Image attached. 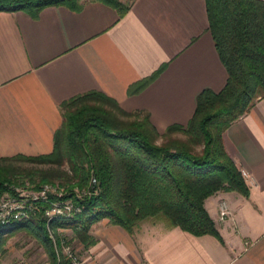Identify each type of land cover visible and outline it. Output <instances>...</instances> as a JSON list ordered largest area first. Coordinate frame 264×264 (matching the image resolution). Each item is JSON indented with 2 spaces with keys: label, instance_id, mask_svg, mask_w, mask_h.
<instances>
[{
  "label": "crops",
  "instance_id": "1",
  "mask_svg": "<svg viewBox=\"0 0 264 264\" xmlns=\"http://www.w3.org/2000/svg\"><path fill=\"white\" fill-rule=\"evenodd\" d=\"M119 1L124 14L96 1L78 11L46 7L35 18L0 12V158L50 154L61 105L83 94L145 112L163 134L191 120L203 90L223 89L205 0ZM224 147L247 173L249 196L218 192L205 201L221 239L152 219L129 234L103 219L90 228L94 245L74 240L87 264H264V98L229 126Z\"/></svg>",
  "mask_w": 264,
  "mask_h": 264
},
{
  "label": "trees",
  "instance_id": "2",
  "mask_svg": "<svg viewBox=\"0 0 264 264\" xmlns=\"http://www.w3.org/2000/svg\"><path fill=\"white\" fill-rule=\"evenodd\" d=\"M85 1L103 3L120 14L127 10L119 0H0V12L23 11L35 18L50 6L78 11ZM205 3L214 46L227 73L223 89L203 90L191 120L163 134L145 112H125L100 93L63 103L62 125L50 154L0 158V197L15 195L16 187L27 190L28 181L32 191L58 183L64 190L60 199H70L81 212L51 220L40 213L0 225V248L5 236L24 229L41 243L50 264H57L58 229H70L89 248L95 243L90 228L103 219L129 234L152 219L195 237L221 239L204 203L218 192L249 196L225 150L224 133L264 98V0ZM18 163L45 168L20 169ZM55 200L59 198L50 196L38 205L44 209Z\"/></svg>",
  "mask_w": 264,
  "mask_h": 264
},
{
  "label": "built area",
  "instance_id": "3",
  "mask_svg": "<svg viewBox=\"0 0 264 264\" xmlns=\"http://www.w3.org/2000/svg\"><path fill=\"white\" fill-rule=\"evenodd\" d=\"M243 179H247L248 175L241 172ZM245 181V180H244ZM96 181L93 179L91 185L94 186ZM64 190L51 185H42L39 190L15 189V195L9 194L0 197V225H6L11 222L20 221L30 216L42 214L47 220L56 217H71L81 212V208L74 205L70 199L61 200ZM50 196H55L59 200L49 203L47 208L41 209L38 203H47ZM219 220L224 221L229 215L228 206L225 202H221L219 206ZM51 238L53 235L49 231ZM55 243V242H54ZM57 264H87V260L82 254L77 253L75 249L63 240L58 245H54Z\"/></svg>",
  "mask_w": 264,
  "mask_h": 264
},
{
  "label": "rangeland",
  "instance_id": "4",
  "mask_svg": "<svg viewBox=\"0 0 264 264\" xmlns=\"http://www.w3.org/2000/svg\"><path fill=\"white\" fill-rule=\"evenodd\" d=\"M15 165L20 169H29L32 167L38 169L45 168L43 166L28 163H18ZM28 182H26V188H28V190H32L28 186ZM57 184L58 183H47L46 185L55 186L57 188ZM21 188L22 187H16L17 190H20ZM61 189L63 190V188ZM59 230L56 232L62 234V236L59 235L61 241L63 240L64 242H67L77 253H81L83 258L86 259V254H84L82 247H80V242L77 243L78 241L74 237L72 231L70 229H66L64 232ZM0 264H50V261L41 243L26 230L20 229L8 236H5L3 244L0 248Z\"/></svg>",
  "mask_w": 264,
  "mask_h": 264
}]
</instances>
